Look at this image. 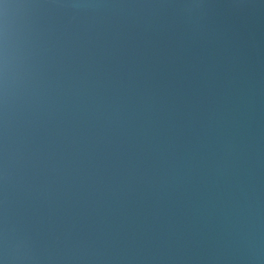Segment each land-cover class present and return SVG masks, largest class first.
<instances>
[{
	"label": "water",
	"instance_id": "1",
	"mask_svg": "<svg viewBox=\"0 0 264 264\" xmlns=\"http://www.w3.org/2000/svg\"><path fill=\"white\" fill-rule=\"evenodd\" d=\"M0 264H264V0H0Z\"/></svg>",
	"mask_w": 264,
	"mask_h": 264
}]
</instances>
